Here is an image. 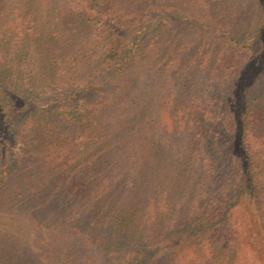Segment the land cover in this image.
Listing matches in <instances>:
<instances>
[{
  "label": "trees",
  "instance_id": "trees-1",
  "mask_svg": "<svg viewBox=\"0 0 264 264\" xmlns=\"http://www.w3.org/2000/svg\"><path fill=\"white\" fill-rule=\"evenodd\" d=\"M183 4L185 10L175 9V0H0V109L7 117L0 115V264H27L28 252L12 250L33 248L36 236L48 249L65 243L57 264H264V101L232 99L227 166L217 135L198 114L203 101L195 106L188 97L204 96L215 83L209 74L191 81L203 73L207 45L214 51L205 62L225 54L224 43L232 56L264 60L254 42L264 36V0ZM224 15L237 29H228ZM192 16L203 18L194 19L200 26L188 25ZM230 64L221 59L218 66L232 73ZM142 74L151 107L148 92H138ZM165 133L180 146L173 163L172 153L158 154ZM25 159L38 164L20 176ZM192 166L196 204L188 213L176 204L175 214L177 170ZM26 184L24 198L13 192ZM37 188L49 195L32 198ZM32 199L53 219L49 227L36 218Z\"/></svg>",
  "mask_w": 264,
  "mask_h": 264
},
{
  "label": "rangeland",
  "instance_id": "rangeland-1",
  "mask_svg": "<svg viewBox=\"0 0 264 264\" xmlns=\"http://www.w3.org/2000/svg\"><path fill=\"white\" fill-rule=\"evenodd\" d=\"M183 1H185V0H175V9H176V7L179 6L180 8L185 10V7H187V5L183 4ZM194 8H203V7H202L201 3H200V5H198L196 3ZM188 13H190L189 9H188ZM207 16H210L208 14V10H207ZM214 16H215V14H214ZM196 18L203 19V18L198 17V16H196V17L192 16L188 21V25L196 24L194 22V19H196ZM211 19H213L212 16H211ZM231 19L232 18L226 19L225 15H224L222 17L221 21L227 22V25H229L228 29H230L231 31H234L235 29H237V26H235L236 22H234L233 19H232L233 23H229ZM204 21H207V24L209 23V19L207 20V18ZM198 22H200V20H198ZM262 22L263 21H261V23ZM196 25H198V24H196ZM198 26H200V25H198ZM198 26H196V28H193V31L196 33L198 31ZM218 29L219 30L225 29V27H223V25H222ZM207 32L211 33L210 31H208V29H207ZM221 32L222 31H220V33ZM220 35L225 36V34L223 32ZM262 37H259V38H257V40H254V42H256V43L258 42V45L256 46V49H255V52L262 53L263 54L262 56H264V51H263L264 50V36H262ZM223 47L225 48V54H224V49L222 50L223 52H217L218 54L215 55L214 59H211L212 61L213 60L215 61V64L212 65V67H214V70H212V71H210V73H208L207 70L210 69L209 65H210L211 60L209 62H205V58H206V56L209 57V54L212 51H214V48L212 45H207L208 54L207 53H205L204 55L201 54L199 57V59L201 60L199 68L203 67V70H202L203 73L198 72L199 77H198V75L196 77L191 76V81H192V83L194 82L195 84L198 85V83L200 81H204L206 74H209L213 77V79L210 82H215V83H212V86H210L211 88L209 89V91L207 93L204 94V96L200 97L201 94H199V93L198 94L191 93L188 97L191 98L190 103L192 105L195 104V106L197 104L198 99L200 101H203L205 107H202V106H201V108L197 107L198 114L200 113L201 116L204 118L203 122L206 125V128L211 127L212 128L211 131H214L215 134L217 135L218 141H219L221 147H223L222 151L225 154V159L227 160L226 165L231 166V164L233 163V158H232L233 154L230 153L229 148H230L232 138H233L234 120L232 119V117L234 116L233 107L235 105V101H232V99L236 98V99L240 100L241 96L244 95L243 100H250L253 97L260 96V100L264 101V60L259 59L258 57H260L261 55L257 54V53L253 54V55H251V54L246 55V54H242L241 52L236 51V52H234L235 56H232L233 51H231L227 47V44L224 43ZM201 50H203V48H200V52H201ZM226 54L227 55L229 54V56H227ZM228 58L232 61V64H230V65H232V67L230 69L231 71H233L232 73L224 71L225 70V69H223L224 66L223 67L218 66V63L221 59L228 60ZM246 59L247 60L250 59L248 63H247ZM207 64H208V67L206 68ZM259 64H261V65L259 66ZM137 84L139 86L142 85L141 88H138L139 93L142 92V93L146 94V91L148 92V88H149L148 85L149 84H148V78L146 75L142 74L140 76V79L138 80ZM220 85H222L221 88H220ZM147 100H148L149 105L151 107L152 104L150 103L149 92L147 94ZM4 113L5 112L1 111V109H0V115L2 116L1 118H3V121L7 120V117L4 115ZM167 134L165 133L163 135L162 134L159 135L160 138L158 139V143H157V147H158V151H159L158 154L160 155L161 158H165L169 154L168 152H170V154L172 153L170 155L168 163H171V162L173 163L176 159H179L178 154H179V150H180L179 147L180 146H179L177 140H175V144L171 143L170 137H169L170 135H167ZM0 136H1L0 141L2 142L4 139V136L2 133L0 134ZM173 146H175V148H173ZM22 147H23V145L20 142H17V143H15V146L13 147V149L15 152H19ZM0 155H1V153H0ZM32 161H33V159H32ZM26 162H27V160L25 159L24 162L21 164V168L19 169L20 176L24 175L26 173V171H28V170H33V168H35L38 164L34 161L33 162L36 165L31 164L29 161L28 165H26ZM177 171L178 172L176 174H178L179 179L181 180V184H180V187L178 189H175V214L179 213L178 212L179 207L176 206V204L182 205L185 212L188 213V210L190 209V207L194 206L196 204V203H193L194 200L191 196L192 193H191L190 188H189V184L191 183V181L193 180V177L195 175V166H192L188 169H184V170H180V171L177 170ZM40 175L37 176V179L34 178L32 180L31 184L33 185V187H36L35 184H36V181L40 178L39 177ZM26 186H27V184L24 185V187H20L19 189L14 188L13 192L16 191L17 193L21 194L24 198V196L27 192ZM37 189H39V191H33V197L32 198H35L40 193H42L43 195H49L46 188H37ZM177 199H180V203L177 202ZM41 202L32 199V204H30V205H33V206L35 205V207L37 209V214L35 215L36 218L37 219L41 218L40 221H42L44 219L43 223H44V225H46L48 222L53 221V219L48 217L49 213H47V212H45V214L43 213V211H42L43 209H42V207H40ZM243 205H245V204H243ZM242 207L247 208L245 206H241V208ZM28 208H29V206L26 209H28ZM17 212L20 213L19 215H21L22 213L25 214V205L24 204L21 205L20 209H18ZM18 213L16 214V216L10 215L9 217H17L18 218L19 217ZM23 223H25V220L23 221ZM46 227H49V226L46 225ZM41 234H43V232H41ZM175 236H176V234H175ZM39 237L40 236H36L35 238H33L31 240L32 242H37V244H38L36 246H35V243L33 244L34 249L31 247V248L26 249L27 250V251L25 250L26 252L25 251L20 252L19 250H16L17 248H14V250H12V251H15L16 253L22 255V257H25V255L28 252L27 257H25V261H24V263H27V264H45L47 262L49 264L59 263V261H61L62 256H63L61 247H64L65 243L60 242V241H55V242L51 243L53 248L48 249L45 246H43L45 240L43 239L44 241H42V239H38ZM38 242L41 244L40 247H39ZM47 247H49V246H47ZM32 250L34 252H31ZM23 253H25V254L23 255ZM42 258H44V259H42ZM43 261L45 263H43ZM243 262H239V260L235 261L236 264H244ZM251 263L257 264V262L255 260H252L250 262L247 261V264H251ZM164 264H168V263H164ZM224 264H226V262Z\"/></svg>",
  "mask_w": 264,
  "mask_h": 264
}]
</instances>
